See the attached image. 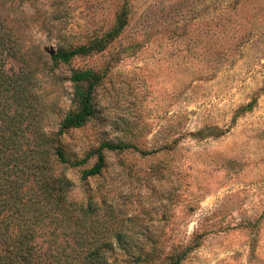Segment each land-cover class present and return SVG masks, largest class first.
Segmentation results:
<instances>
[{
    "label": "rangeland",
    "instance_id": "rangeland-1",
    "mask_svg": "<svg viewBox=\"0 0 264 264\" xmlns=\"http://www.w3.org/2000/svg\"><path fill=\"white\" fill-rule=\"evenodd\" d=\"M122 12L104 51L52 61ZM86 69L103 76L94 113L60 134ZM0 142L68 180L44 247L80 232L110 264H264V0H0ZM105 144L131 147L84 179Z\"/></svg>",
    "mask_w": 264,
    "mask_h": 264
},
{
    "label": "trees",
    "instance_id": "trees-1",
    "mask_svg": "<svg viewBox=\"0 0 264 264\" xmlns=\"http://www.w3.org/2000/svg\"><path fill=\"white\" fill-rule=\"evenodd\" d=\"M127 13H121L116 25L104 34L70 50H61L51 56L55 63L68 64L78 55L104 51L108 45L116 39L127 25ZM101 72L86 69L75 70L71 81L73 83V101L77 107L67 113L60 125V134L70 129L84 126L94 113V93L96 86L101 82ZM251 104L248 109H251ZM204 132H199L203 135ZM40 138L36 137V139ZM49 141L50 137H45ZM36 141L34 142V144ZM5 142H0V264H110L97 243L83 233H75L74 228L70 231L73 238L78 237L83 241L71 242L69 247L49 246L41 244L43 234L42 216L47 211H68L67 204L68 180L65 177H56L49 173V168L37 164L32 157L30 166L23 170L12 162L14 153L5 150ZM8 145V144H7ZM125 144H105L95 154L96 164L84 171L83 178L87 179L99 175L105 167L104 149L125 150L130 148ZM56 161L61 164L68 162L65 152L61 149L54 151ZM39 163L43 162L38 160ZM86 160L79 162V165ZM76 165V164H75ZM55 236H61V232ZM189 250V249H187ZM187 252H184V254ZM183 254V255H184ZM184 257L176 263L182 262Z\"/></svg>",
    "mask_w": 264,
    "mask_h": 264
}]
</instances>
